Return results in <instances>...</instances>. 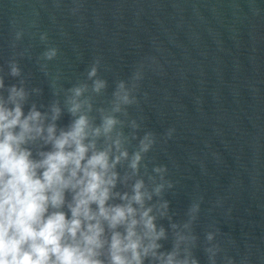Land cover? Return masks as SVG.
<instances>
[{"label":"water","instance_id":"obj_1","mask_svg":"<svg viewBox=\"0 0 264 264\" xmlns=\"http://www.w3.org/2000/svg\"><path fill=\"white\" fill-rule=\"evenodd\" d=\"M0 264H264V0H0Z\"/></svg>","mask_w":264,"mask_h":264}]
</instances>
